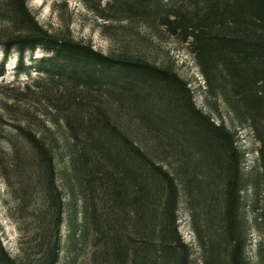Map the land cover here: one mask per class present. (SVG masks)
Returning a JSON list of instances; mask_svg holds the SVG:
<instances>
[{"label":"trees","instance_id":"obj_1","mask_svg":"<svg viewBox=\"0 0 264 264\" xmlns=\"http://www.w3.org/2000/svg\"><path fill=\"white\" fill-rule=\"evenodd\" d=\"M78 1L103 22L143 23L154 38L184 45L218 116L196 106L168 54L139 51L148 44L135 30L102 54L75 40L69 23L46 29L28 0H0V76L13 52L16 77L35 72L3 88L14 135L0 151V176L18 239L15 256L0 239V264H58L65 202L55 131L69 164L61 182L82 203L66 251L89 238L88 264H249L256 229L264 255V0ZM36 50L42 57L27 64ZM222 107L259 144L249 184ZM182 204L197 257L179 231Z\"/></svg>","mask_w":264,"mask_h":264},{"label":"rangeland","instance_id":"obj_2","mask_svg":"<svg viewBox=\"0 0 264 264\" xmlns=\"http://www.w3.org/2000/svg\"><path fill=\"white\" fill-rule=\"evenodd\" d=\"M172 1L175 3L178 0ZM28 7L35 13L38 22L46 29L57 31L64 25V23H69L71 34L75 40L88 43L94 51L102 54H107L118 47L115 39L116 35L123 31L135 30L139 33V37L145 38L144 42L148 44L147 48H144L141 43L138 44L137 48L139 51H143L148 57L155 55L160 58L168 54L175 62L176 73L188 82L196 106L202 109L203 112L210 114L214 121L216 120L218 115L210 112L204 105L202 99L204 82L193 63L192 57L187 54L184 45L178 44L173 38L165 35L161 39L154 38L152 36V31L148 30L143 23L129 26V24L125 23L103 22L94 13L87 10L78 0H28ZM42 55L41 50H36L30 55L26 54L24 61L29 64L30 58L39 59ZM15 64L16 55L13 52L7 59L4 75L0 76V115L2 116L0 119V151L7 150L8 139H12L14 135V122H12V119L5 116L4 110L1 106L4 99L3 88L5 85L11 83L14 86L19 83L24 84L30 78L35 77V72H31L29 75L21 74L16 77L14 72ZM15 106L20 110L23 109L21 103H16ZM219 111V115L222 116L226 126L236 134L237 147L244 154L243 168L244 172H246L247 184H249V180L257 168V149L259 144L254 139L253 134L249 129L240 128L231 123L230 115L223 107L220 108ZM54 135L59 142V155L56 157L57 178L65 202V214L61 227L62 250L58 264H88V255L90 252L89 238H86L82 243H78L73 253L68 252L65 249L68 225L72 221L75 224L80 225L82 203L77 196L74 195V197H72L68 187L61 182V170L68 172L69 169L68 157L61 141L64 138L63 131H60L59 133L55 131ZM243 194L245 200H247L249 191ZM10 203L11 200L8 188L5 181L0 176V239L5 250H7L12 256H15L17 254L18 230L14 221L8 216L6 211L7 206ZM248 204L249 202L245 203L246 206ZM252 215V208H247L246 217L251 218ZM188 221V213L182 204L178 211L179 231L184 240L193 246L195 252L194 255L197 257L198 250L195 248L193 234L188 228ZM76 234L78 235L79 233L77 232ZM262 245L263 241L259 232L256 229H251L246 248V255L249 264H264Z\"/></svg>","mask_w":264,"mask_h":264}]
</instances>
